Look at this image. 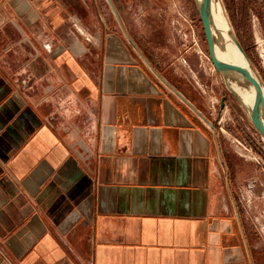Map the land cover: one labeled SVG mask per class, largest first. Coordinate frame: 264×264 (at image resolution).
<instances>
[{
    "label": "crops",
    "instance_id": "1",
    "mask_svg": "<svg viewBox=\"0 0 264 264\" xmlns=\"http://www.w3.org/2000/svg\"><path fill=\"white\" fill-rule=\"evenodd\" d=\"M159 2L0 0V264H264L222 75L139 46Z\"/></svg>",
    "mask_w": 264,
    "mask_h": 264
},
{
    "label": "rangeland",
    "instance_id": "2",
    "mask_svg": "<svg viewBox=\"0 0 264 264\" xmlns=\"http://www.w3.org/2000/svg\"><path fill=\"white\" fill-rule=\"evenodd\" d=\"M222 2L237 40L244 46L246 56L264 83V0ZM160 3L173 6L174 12L165 11L159 19L155 13H144L142 20H147L149 24L153 21L155 23L147 32H142L139 38L142 43H151L139 45L143 52L155 56L156 59L153 61L155 66L161 71L168 72L171 69V57L162 48L171 47V44L159 43L164 37L171 36L175 41H182L185 35L188 37L190 35L198 43L199 47H196L201 49L209 65L213 67L208 57L203 28L194 0H162ZM171 21H174L175 29L171 27ZM222 85L227 89L223 82ZM227 93L234 107V113L228 114L230 119L234 116L233 122H229L233 132H229L240 142L238 144L240 149L232 152L235 155L234 174L239 179L237 192L245 205L248 222L259 238L261 247L264 248V138L254 128L247 111L240 106L228 89ZM227 121L226 118L223 122Z\"/></svg>",
    "mask_w": 264,
    "mask_h": 264
},
{
    "label": "bare ground",
    "instance_id": "3",
    "mask_svg": "<svg viewBox=\"0 0 264 264\" xmlns=\"http://www.w3.org/2000/svg\"><path fill=\"white\" fill-rule=\"evenodd\" d=\"M199 5L201 0H194ZM209 18L211 33L214 42L215 57L221 61L232 62L245 67L255 78H257L263 89L264 83L250 63L244 51L238 47V40L233 32L230 21L222 0H210ZM222 82L228 91L236 98L249 114L254 99L255 90L250 82L245 80L239 73L230 72L222 76ZM264 124V110L262 115Z\"/></svg>",
    "mask_w": 264,
    "mask_h": 264
},
{
    "label": "water",
    "instance_id": "4",
    "mask_svg": "<svg viewBox=\"0 0 264 264\" xmlns=\"http://www.w3.org/2000/svg\"><path fill=\"white\" fill-rule=\"evenodd\" d=\"M209 3L210 0H201L200 4L196 5L203 28L209 60L213 68L216 71H218L222 76L230 72L239 73L245 80L250 82L251 85L254 87L255 94H254L251 110L249 112V118L254 128L259 132L261 137L264 138V124L262 120V115L264 110V98H263L262 86L259 80L255 78L245 67L232 62L221 61L215 57L214 42L211 33L210 18H209ZM237 43L239 49L241 51H244L239 41Z\"/></svg>",
    "mask_w": 264,
    "mask_h": 264
},
{
    "label": "trees",
    "instance_id": "5",
    "mask_svg": "<svg viewBox=\"0 0 264 264\" xmlns=\"http://www.w3.org/2000/svg\"><path fill=\"white\" fill-rule=\"evenodd\" d=\"M239 43L241 44V46H242V48H243V50H245V48H244V46L242 45V43L239 41Z\"/></svg>",
    "mask_w": 264,
    "mask_h": 264
},
{
    "label": "built area",
    "instance_id": "6",
    "mask_svg": "<svg viewBox=\"0 0 264 264\" xmlns=\"http://www.w3.org/2000/svg\"><path fill=\"white\" fill-rule=\"evenodd\" d=\"M239 142V141H238ZM239 144H240V142H239Z\"/></svg>",
    "mask_w": 264,
    "mask_h": 264
}]
</instances>
